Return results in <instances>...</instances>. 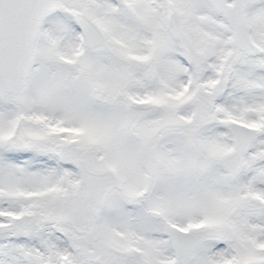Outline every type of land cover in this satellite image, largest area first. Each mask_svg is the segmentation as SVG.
I'll use <instances>...</instances> for the list:
<instances>
[{
  "label": "snow or ice",
  "instance_id": "obj_1",
  "mask_svg": "<svg viewBox=\"0 0 264 264\" xmlns=\"http://www.w3.org/2000/svg\"><path fill=\"white\" fill-rule=\"evenodd\" d=\"M0 264H264V0H0Z\"/></svg>",
  "mask_w": 264,
  "mask_h": 264
}]
</instances>
